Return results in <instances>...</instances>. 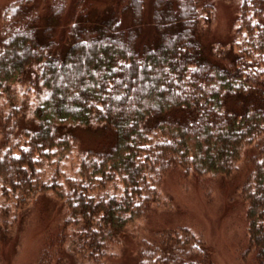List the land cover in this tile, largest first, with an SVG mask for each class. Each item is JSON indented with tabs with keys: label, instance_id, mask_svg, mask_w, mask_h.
<instances>
[{
	"label": "trees",
	"instance_id": "1",
	"mask_svg": "<svg viewBox=\"0 0 264 264\" xmlns=\"http://www.w3.org/2000/svg\"><path fill=\"white\" fill-rule=\"evenodd\" d=\"M128 1L121 13L130 15L129 25L116 12L84 9L61 38L67 0H51L44 12L34 0H19L4 15L0 90L29 80L46 94L28 124L15 106L0 107L7 202L0 208V243L49 194L59 217L38 264H63L70 244L82 262L110 264L176 168L216 178L245 168L239 192L248 251L253 264H264V0H243L227 50L207 36L211 0H154V35L146 39L145 2ZM84 130L97 137L86 149L79 146ZM73 148L82 153L76 175L58 169L46 175L54 154ZM115 176L125 185L121 198L100 193ZM137 264L215 263L201 239L179 228L141 239Z\"/></svg>",
	"mask_w": 264,
	"mask_h": 264
},
{
	"label": "rangeland",
	"instance_id": "2",
	"mask_svg": "<svg viewBox=\"0 0 264 264\" xmlns=\"http://www.w3.org/2000/svg\"><path fill=\"white\" fill-rule=\"evenodd\" d=\"M19 0H0V32L4 24V15L11 12ZM42 10L51 0H34ZM67 0L68 8L64 17L58 22L57 36L65 37V31L70 28L73 18L81 10L89 9L91 13H118L119 22L127 26L130 15L122 14L121 9L128 0ZM214 4L213 22L209 40L223 42L224 50L232 47L231 41L236 40L235 33L239 24L238 13L243 0H211ZM145 2V33L144 39L153 37L154 31L150 24L154 0ZM232 43V44H233ZM234 50L238 49L233 44ZM5 88V89H4ZM0 90V107L9 109V104L18 108L20 118H25L26 124L31 119L32 110L44 98L46 91L35 86L29 80L5 84ZM7 105V107H6ZM1 109V110H2ZM0 110V122H1ZM1 126V123H0ZM16 131L20 135L21 131ZM3 136L0 135V143ZM79 146L82 149L92 147L97 137L89 130H84L80 136ZM7 143L4 151L13 146ZM82 157L81 151L73 148L54 156L45 164L46 175L58 169L64 176H75ZM53 170V171H52ZM247 169L230 177H199L186 175L176 168L163 180L160 187V197L146 215L129 227L125 233L121 249L110 264H137L140 251V240H153L163 231L188 228L195 238H199L211 249L215 264H253V252L249 253L247 237L246 204L240 195V188L245 180ZM50 173V174H49ZM47 177V176H46ZM125 185L119 176L110 180L101 194L121 198ZM158 194V195H159ZM7 205L0 186V208ZM22 223L11 232L8 239L0 243V264H38L46 234L56 233L59 209L57 200L51 195H40L38 202L27 210ZM140 239V240H139ZM63 264H87L82 262L70 244Z\"/></svg>",
	"mask_w": 264,
	"mask_h": 264
}]
</instances>
